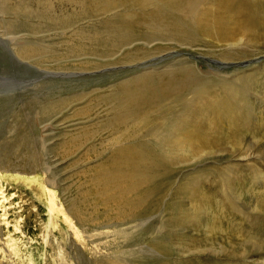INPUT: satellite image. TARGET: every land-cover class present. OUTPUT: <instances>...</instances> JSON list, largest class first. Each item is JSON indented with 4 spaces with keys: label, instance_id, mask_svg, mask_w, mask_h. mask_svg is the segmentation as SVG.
Wrapping results in <instances>:
<instances>
[{
    "label": "rangeland",
    "instance_id": "1",
    "mask_svg": "<svg viewBox=\"0 0 264 264\" xmlns=\"http://www.w3.org/2000/svg\"><path fill=\"white\" fill-rule=\"evenodd\" d=\"M80 5L0 0V264H264V106L252 112L257 124L251 133L210 150L188 149L175 136L160 154L162 184L129 221L120 212L117 185L98 186L97 177L110 168L107 161L116 149L153 143L152 131L184 112L167 102L104 130L98 127L108 115L95 107L98 98L161 71L169 54L192 58L207 72L226 67L205 57L220 52L211 45H172L169 53L140 63L122 61L127 52L166 45L142 39L103 56L83 48L68 55L63 46L77 29L139 11L118 4L108 12L94 6L85 12ZM27 10H49L63 22L49 27L34 19L42 26L31 31L22 26ZM23 47L31 49V57L20 56ZM243 49L258 54L248 61L264 63L263 41ZM238 62L230 66L247 65ZM129 190L125 186L127 197Z\"/></svg>",
    "mask_w": 264,
    "mask_h": 264
},
{
    "label": "bare ground",
    "instance_id": "2",
    "mask_svg": "<svg viewBox=\"0 0 264 264\" xmlns=\"http://www.w3.org/2000/svg\"><path fill=\"white\" fill-rule=\"evenodd\" d=\"M7 2L9 0H5ZM79 2L85 12L90 11L91 6L108 12L118 4L138 7L139 11L116 13L99 24L90 23L77 29L63 46L68 55L72 56L71 51L83 48L86 54L103 56L132 46L134 41L142 39L147 43L162 41L166 45L160 51L153 48L149 51L137 49L127 52L122 61L140 63L160 53H169L173 49L172 45L188 49L196 45H211L221 50L217 56L205 57L211 56L226 67H214L207 72L201 70L192 58H185L183 54H169L162 61L166 64L159 69L161 71L144 73L121 83L98 98L95 107H101L108 115L105 124L98 127L104 130V127L115 130L133 114L142 117L141 113L167 102L171 109L178 107L184 112L182 115L176 111L166 119L165 126L156 127L152 131L153 143L116 149L107 161L110 168L103 170L96 179L98 186L117 185L119 192L116 200L119 205L122 204L120 212L127 214L129 221L133 222L149 204V198L155 193V189L162 184L158 171L165 158L160 154L164 147H169L175 136L179 145L203 151L210 150L212 146L224 143L225 140L242 139L256 127L257 115L254 116V113L258 114L259 108L264 106V95L258 90L261 82H264V63L258 60L248 61L251 55L256 54L248 53L243 47L264 42V0ZM148 6L152 8L147 16ZM25 15L28 18L22 26L31 31H36L37 25L42 26L32 23L34 19L49 27H58L63 22L49 10H27ZM137 30L145 31L138 33ZM19 52L24 58L32 55L31 49L24 47ZM233 61H247V65L236 68L235 64L230 66ZM192 122L196 126L189 128ZM127 185H130L131 194L128 197L125 194ZM228 196L233 203L235 198H231V194ZM48 209L51 212L50 205ZM84 230L92 231L89 228ZM153 244L158 248V243ZM9 245L14 250L17 249L14 241H10ZM112 264L129 262L118 260Z\"/></svg>",
    "mask_w": 264,
    "mask_h": 264
}]
</instances>
